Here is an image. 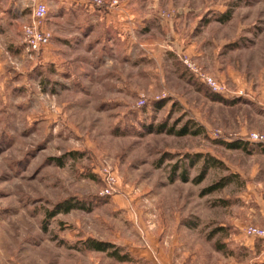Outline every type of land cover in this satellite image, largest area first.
Here are the masks:
<instances>
[{
  "label": "rangeland",
  "instance_id": "rangeland-1",
  "mask_svg": "<svg viewBox=\"0 0 264 264\" xmlns=\"http://www.w3.org/2000/svg\"><path fill=\"white\" fill-rule=\"evenodd\" d=\"M38 1L51 41L31 52ZM57 1L0 0V264H253L264 0H79L125 23L132 56L101 31L52 45Z\"/></svg>",
  "mask_w": 264,
  "mask_h": 264
},
{
  "label": "crops",
  "instance_id": "crops-1",
  "mask_svg": "<svg viewBox=\"0 0 264 264\" xmlns=\"http://www.w3.org/2000/svg\"><path fill=\"white\" fill-rule=\"evenodd\" d=\"M42 2V1H41ZM55 2V1H54ZM31 4V10L33 8V4ZM55 5L57 6L58 11L62 10L61 13L57 15H52L53 17L56 16L62 21H65L67 27L65 30L57 29L55 33V37L53 39L52 45L58 47V44H63L67 48H71L72 46H76L79 39H84L81 46L89 47V42L86 41L89 35L86 33H93L95 31L102 32V38L99 39L98 42L94 45L95 48L102 44L105 41H111L110 46L114 49V52H118L119 50L121 53L129 54V56L134 55V47H135V38L132 35V32L125 23L118 22L114 16L108 17L105 12H101V10H96L93 8H88L85 5V1L79 0H58ZM85 7V8H84ZM49 10V6H48ZM23 11L19 10V15H22ZM105 17H107L105 19ZM66 18V19H64ZM108 18L110 20H108ZM53 19V18H51ZM59 19H57L59 21ZM111 35V38H106L107 34ZM108 39V40H107ZM51 45V46H52ZM93 46V45H90ZM105 47V46H104ZM264 213V210H262ZM255 241L262 244H258L259 246H255ZM243 251L249 253L251 256V261L253 264H264V241L257 239V240H248L240 243Z\"/></svg>",
  "mask_w": 264,
  "mask_h": 264
},
{
  "label": "built area",
  "instance_id": "built-area-1",
  "mask_svg": "<svg viewBox=\"0 0 264 264\" xmlns=\"http://www.w3.org/2000/svg\"><path fill=\"white\" fill-rule=\"evenodd\" d=\"M86 2H93L99 5V0H85ZM48 5L44 2L38 1L33 4L32 18L30 22L23 25V39L27 49L31 52H40L46 49L51 41V34L44 30V21L48 17ZM199 77L198 75H196ZM202 82L206 83L211 89L219 95L224 92L216 85L212 79L204 78ZM248 140L258 145H264V133H251L248 135ZM246 233L250 237L264 240V229L257 227H249Z\"/></svg>",
  "mask_w": 264,
  "mask_h": 264
},
{
  "label": "trees",
  "instance_id": "trees-1",
  "mask_svg": "<svg viewBox=\"0 0 264 264\" xmlns=\"http://www.w3.org/2000/svg\"><path fill=\"white\" fill-rule=\"evenodd\" d=\"M187 133H188V131L184 130L182 132H179L178 134L179 135H185ZM79 206H81L82 208H85V206H83V205H79L78 203H72V202H70V203H66V204L62 205L60 207V209L63 210L64 212H69L72 209L77 208ZM91 244H92V248L94 250H96V251H106L107 248L110 247V245H106L104 243L102 244V243H97V242L95 243V242H93ZM109 254L111 256H113L115 259L119 260V261H125L126 260L125 257H119L118 252L115 251V250L112 251V252H110Z\"/></svg>",
  "mask_w": 264,
  "mask_h": 264
}]
</instances>
